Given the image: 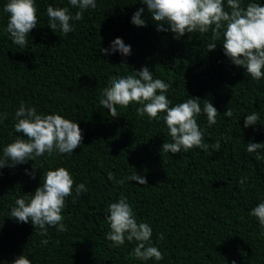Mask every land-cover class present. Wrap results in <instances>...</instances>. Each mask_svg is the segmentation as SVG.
Instances as JSON below:
<instances>
[{"label":"trees","instance_id":"trees-1","mask_svg":"<svg viewBox=\"0 0 264 264\" xmlns=\"http://www.w3.org/2000/svg\"><path fill=\"white\" fill-rule=\"evenodd\" d=\"M8 2L0 0V113H7L0 123V157L16 137L27 139L14 131L21 103L39 114L75 121L83 140L71 155L45 154L0 168V264H12L22 254L31 264H264V232L249 214L264 201V159L246 150L250 142L264 143V78L253 80L245 68L235 66L224 55L222 38L208 51L211 32L185 33L179 39L170 31L158 32L139 0H96L82 21L71 22L74 31L67 35L47 26L46 9L68 7L73 15L79 9L68 0H35L38 23L22 48L6 32ZM249 2L264 5V0H243L242 6ZM139 8H144L143 27L131 23ZM117 37L130 45L131 54H102ZM142 67L154 79L172 84L166 93L172 105L192 97L200 98L201 108L204 100L212 103L219 113L216 123L209 127L203 113L197 122L205 143L220 141L218 151L163 152V143L171 142L165 113L150 121L136 114L140 105L131 104L117 106L120 116L109 115L99 100L110 77ZM227 109L232 117L223 115ZM253 112L260 119L245 128L244 119ZM259 154L264 156V150ZM57 167L68 169L74 179L62 211L67 230L49 227L47 236H41L31 221L17 222L9 213L17 198L33 194L43 174ZM33 172L35 178L29 175ZM133 173L147 184L115 183ZM81 183L88 191L76 197L75 185ZM121 194L137 222L151 226V243L163 260L133 258L135 241L113 247L106 240L107 208Z\"/></svg>","mask_w":264,"mask_h":264},{"label":"clouds","instance_id":"clouds-1","mask_svg":"<svg viewBox=\"0 0 264 264\" xmlns=\"http://www.w3.org/2000/svg\"><path fill=\"white\" fill-rule=\"evenodd\" d=\"M146 6L151 18L157 23L156 30L174 33V39H179L185 33L211 32L212 43L207 45L208 51L214 50L216 41L222 38L224 55L237 67H243L253 80L264 78V5L249 2L242 6L243 0H139ZM71 7L79 9L73 15L68 7L54 8L49 5L46 9L48 27L55 32L59 29L64 35L74 31L72 21H82L84 11L96 8V0H68ZM227 8V10H226ZM4 11L8 13L6 32L10 35L13 44L25 47L28 44L30 30L37 26V7L35 0H9ZM144 8H139L131 17V23L143 27L142 19ZM168 27L165 28L164 25ZM102 54L119 52L122 56L131 54L130 45H125L117 37L110 44V49H101ZM122 65H124L122 63ZM126 66V65H125ZM172 86L162 79H154L153 73L147 67L126 76L110 77L109 84L102 90L100 105L108 110L111 117L120 116L117 106L127 108L131 104L140 105L136 114L145 115L148 119H160L167 127L171 142H164L162 151L165 153L188 152L194 148L207 152L209 149L218 151L220 141L207 144L204 141V131L197 122L201 113L206 114L209 127L216 123L218 110L212 103L204 100L201 108L200 98L192 97L182 103L172 105L166 93ZM172 105V106H170ZM232 117L233 112L227 109L223 113ZM16 123L14 131L22 133L23 137L16 139L3 148L0 157V168L14 167L16 164L26 163L47 154L71 155L73 150L81 145L82 130L78 123L67 119L60 114H39L34 106L26 107L21 103L15 112ZM7 119V113H0V123ZM259 114L253 112L246 115L244 127L255 125L259 121ZM246 150L256 153L257 159H264L259 153L264 150V143H248ZM11 161V163H9ZM35 168V166H33ZM32 178L35 174L29 173ZM108 179H114V173L108 174ZM125 180L137 181L146 185L147 180L137 174L116 180L115 183L123 185ZM239 183L245 184V178ZM74 179L68 169L57 167L43 174L41 186L33 194L21 196L15 200V207L11 208L10 218L17 222L31 221L34 228L40 231L41 236H47L48 228L54 227L57 232H65L67 226L63 223L65 217L62 211L65 208L66 197L72 196ZM88 191L83 183L75 185L76 197ZM106 221L109 231L106 240L111 246L119 247L128 242L135 241L136 246L130 254L141 261L153 259L161 261L164 254L151 243L152 228L144 222H137L127 196L121 194L116 202L110 203L107 208ZM255 217L264 232V201L254 207L250 213ZM159 234V239H163ZM46 245V239L41 241ZM12 264H31L23 254L17 257ZM235 264V262H233Z\"/></svg>","mask_w":264,"mask_h":264}]
</instances>
